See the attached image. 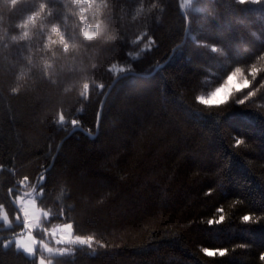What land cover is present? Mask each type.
<instances>
[{
    "label": "trees",
    "instance_id": "16d2710c",
    "mask_svg": "<svg viewBox=\"0 0 264 264\" xmlns=\"http://www.w3.org/2000/svg\"><path fill=\"white\" fill-rule=\"evenodd\" d=\"M42 2L30 39L13 42ZM155 2L163 11L132 20L141 0H104L98 18L117 37L105 41L81 36L97 17L81 21L71 0H0V204L11 221L0 220V264H37L3 240L24 226L11 198L41 172L38 204L91 237L51 264H264V0H190L187 17L179 0ZM52 23L79 47L44 49ZM235 68L246 88L223 104L197 99ZM74 125L95 135L68 136Z\"/></svg>",
    "mask_w": 264,
    "mask_h": 264
},
{
    "label": "rangeland",
    "instance_id": "374dc122",
    "mask_svg": "<svg viewBox=\"0 0 264 264\" xmlns=\"http://www.w3.org/2000/svg\"><path fill=\"white\" fill-rule=\"evenodd\" d=\"M189 1L190 0H183V3L188 4ZM120 69V67H114L115 71H119ZM236 69L237 68H235L231 73H233ZM241 72L250 83L248 73L242 69ZM231 73L226 76L222 83L204 93H201L199 97L208 98L210 93L220 87L222 91L217 94V98H222L224 92L228 91L234 83L229 82L228 86L225 87V81ZM247 86L242 87L240 90L246 88ZM234 92L236 91L230 92L229 96ZM41 195V188H35L29 193H18L16 195V202L20 209L17 221L25 224L26 230L23 233L4 239L3 247L6 248L14 245L16 249L22 250L28 256L36 257L37 264H51L54 256L72 253L74 248L77 246L89 245L91 243V237L76 234L70 221L54 220L53 217L55 214L53 211L38 204V199ZM0 220L3 221L6 226L11 224L9 215L4 206L1 204ZM18 240H25L31 244L32 251H26L22 245L17 243ZM208 250L214 252V250Z\"/></svg>",
    "mask_w": 264,
    "mask_h": 264
},
{
    "label": "clouds",
    "instance_id": "9594fccd",
    "mask_svg": "<svg viewBox=\"0 0 264 264\" xmlns=\"http://www.w3.org/2000/svg\"><path fill=\"white\" fill-rule=\"evenodd\" d=\"M20 2L21 0H7L9 6H15ZM71 3L76 6V11H73L72 9H68V11L72 12V14L77 16L81 21H85V13L97 17L94 23H83V26L80 29V34L84 39L93 40L103 38L105 41H110L117 38L111 33L106 34V25H104L103 21L98 18L101 13V5L104 3V0H99V2H97V0H71ZM45 8L46 5L42 2L40 3L39 9L37 11L26 15L23 20L17 22L16 27L18 29H22V31L19 33V35H12L10 39L13 42L30 39L32 35L31 29L36 27L38 19H42V13L45 12ZM156 8H159L160 11H163V6L159 5L157 2H155V0L147 7L144 6L143 0H141V3L134 9L131 19L137 20ZM40 27L44 28L45 25L41 24ZM47 29L48 31L43 45L44 49L51 51L53 46L58 45L61 46L63 51L67 52L69 48L75 50L79 47L77 43H69L66 40L65 35L58 23H52L51 25H48ZM2 39L3 36H0V40ZM52 55L55 56L56 53L53 51ZM27 59L29 63H31V56L27 57ZM41 64L43 65L45 76H48L49 69L53 67V61L51 59L44 58L42 59ZM23 75L24 73H21V75L18 76V79H22ZM13 91H17V89H13ZM252 94L253 93H249L250 96Z\"/></svg>",
    "mask_w": 264,
    "mask_h": 264
},
{
    "label": "snow or ice",
    "instance_id": "6c2138e0",
    "mask_svg": "<svg viewBox=\"0 0 264 264\" xmlns=\"http://www.w3.org/2000/svg\"><path fill=\"white\" fill-rule=\"evenodd\" d=\"M241 3H244L245 0H240ZM258 69L255 65L252 66V68L250 69L251 73H255L257 72ZM229 82H234L232 87L228 90L224 92V95L222 98H217V94L220 93L222 91V89L219 87L217 88L214 92L209 94L208 98L205 97H198L197 99L203 103V104H209V103H216V104H223L227 101L230 92L232 91H239L242 87H245L248 85L249 81L244 77L243 73L241 72V69L237 68L233 73L230 74V76L228 77V79L225 81V87L228 86ZM241 141L237 140L236 144H240ZM221 220H223V217L220 218ZM250 219V217L248 215H245L243 217L244 221H248ZM210 223L212 221H209ZM18 244L22 245L23 248L26 251L31 252L32 251V247L31 244H29L27 241L25 240H18L17 241ZM205 252L211 256L214 255V252L209 251L208 249H205ZM225 251L224 250H220L219 251V255H224ZM261 260H264V253L261 254Z\"/></svg>",
    "mask_w": 264,
    "mask_h": 264
},
{
    "label": "water",
    "instance_id": "95a60500",
    "mask_svg": "<svg viewBox=\"0 0 264 264\" xmlns=\"http://www.w3.org/2000/svg\"><path fill=\"white\" fill-rule=\"evenodd\" d=\"M179 6H180V9L182 11V13L187 17V13H186V9L184 7V3H183V0H179ZM187 33H188V25H187V28H186V31H185V37L187 36ZM159 67V66H158ZM157 69V68H156ZM129 73H133V71H125V72H121L119 73L111 82V84L109 85L108 89L106 90L103 98H102V102H101V105H100V108H99V111H98V115H97V121H96V132L98 131V128H99V123H100V118H101V113H102V109H103V104H104V101H105V98L106 96L109 94V92L111 91L112 87L114 86V84L117 82V80L122 77L123 75H126V74H129ZM77 130H80V131H83L84 133L86 134H89L90 136H94L95 134H92L90 133L89 131H87L86 129H84L81 125H74L68 132V136L71 135L73 132L77 131ZM44 172H41L40 174H38V176L36 177L35 179V182L34 184L32 185V187L29 189V190H25V189H18V192L19 193H29L31 192L33 189H35V186L36 184L38 183L40 177L43 175ZM11 201L13 203V205L17 208L18 212L20 211L19 209V206L16 202V199L14 197L11 198ZM26 230V225L23 226V228L21 230H19L18 232L12 234L11 236L13 235H16V234H20V233H23L24 231Z\"/></svg>",
    "mask_w": 264,
    "mask_h": 264
}]
</instances>
